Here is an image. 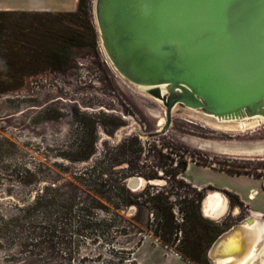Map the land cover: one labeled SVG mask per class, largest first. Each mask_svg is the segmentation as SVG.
<instances>
[{
  "label": "rangeland",
  "instance_id": "rangeland-1",
  "mask_svg": "<svg viewBox=\"0 0 264 264\" xmlns=\"http://www.w3.org/2000/svg\"><path fill=\"white\" fill-rule=\"evenodd\" d=\"M78 2L55 0L50 9L33 11H74ZM83 2V27L91 25L95 44L74 48L62 70L27 75L20 87L0 93V264H198L154 235L147 205L140 197L127 205L119 180L156 172V186L169 188L161 166L186 160L184 180L199 182L193 187L203 197L213 189L226 194L228 213L218 221L203 217L228 229L251 209H264V121L240 130L236 122L175 105L165 132L142 136L157 130L155 117L166 108L112 66L94 0ZM249 188L258 191L255 200L248 199ZM173 190L176 202L191 192ZM206 260L213 264L208 250Z\"/></svg>",
  "mask_w": 264,
  "mask_h": 264
},
{
  "label": "water",
  "instance_id": "water-1",
  "mask_svg": "<svg viewBox=\"0 0 264 264\" xmlns=\"http://www.w3.org/2000/svg\"><path fill=\"white\" fill-rule=\"evenodd\" d=\"M94 15L112 66L166 108L164 128L142 136L165 132L175 105L230 121L264 116V0H95ZM141 178L123 182L133 192L160 183ZM247 220L216 237L211 261L217 244V258L234 255L231 233Z\"/></svg>",
  "mask_w": 264,
  "mask_h": 264
},
{
  "label": "trees",
  "instance_id": "trees-1",
  "mask_svg": "<svg viewBox=\"0 0 264 264\" xmlns=\"http://www.w3.org/2000/svg\"><path fill=\"white\" fill-rule=\"evenodd\" d=\"M85 14L87 7L83 0H79L76 10L66 12L0 10V77L12 79L7 83L0 79V93L20 87L27 75L47 69L62 70L68 65L74 48L95 44L96 36L91 25L89 30L84 29ZM93 152L91 149L87 156ZM161 168L163 174L170 175L169 188L146 185L140 191L132 192L120 178V189L127 195L125 203L136 204L135 198L140 197L150 210L151 230L163 244L175 245L183 259L208 264L206 252L226 228L208 222L201 214L203 192L186 182L182 175L187 169L186 160H178L171 169ZM143 175L157 177L156 172ZM180 186L191 192L184 190L179 202L172 201L173 188ZM225 191L236 197V194ZM38 197L40 199L42 195Z\"/></svg>",
  "mask_w": 264,
  "mask_h": 264
},
{
  "label": "bare ground",
  "instance_id": "bare-ground-1",
  "mask_svg": "<svg viewBox=\"0 0 264 264\" xmlns=\"http://www.w3.org/2000/svg\"><path fill=\"white\" fill-rule=\"evenodd\" d=\"M95 1V0H94ZM138 90L145 92L148 87L141 86L136 87ZM160 91L162 94L166 93V87L161 86ZM189 112L193 110L192 108H187ZM199 111V110H198ZM201 112V111H200ZM202 113V112H201ZM211 119L212 117H208ZM218 122H223L224 119H216ZM230 121V120H225ZM236 122L233 127H236L240 130L246 128L247 126L253 127L256 124H259L260 121H264V116H260L254 119H244V120H232ZM166 114L164 111H161L155 117V124L157 130H162L165 126ZM224 147V146H223ZM229 147H224L222 150H238V149H228ZM263 148V147H258ZM240 177L252 178L247 175H240ZM140 183H144V179H140ZM257 194L256 190H251L248 194V199L253 200ZM204 208L203 214L205 217L218 221L221 217L225 216L229 211V200L224 192L221 190L213 189L208 190L204 195ZM248 220L242 223V228L233 230L230 236L229 248L230 253H233V256L226 258H217L219 254L218 244L214 249L210 251V256L214 264H264V216L261 213L252 211L250 215H247L243 220ZM235 224H241L237 222Z\"/></svg>",
  "mask_w": 264,
  "mask_h": 264
},
{
  "label": "crops",
  "instance_id": "crops-1",
  "mask_svg": "<svg viewBox=\"0 0 264 264\" xmlns=\"http://www.w3.org/2000/svg\"><path fill=\"white\" fill-rule=\"evenodd\" d=\"M55 0H0V10H8V9H16V10H48L50 9V7H48L50 4H54ZM45 6V7H43ZM240 177V176H238ZM241 178H247V177H241ZM209 184V182H202L201 186H205ZM193 186L199 188V182H197L196 184H193ZM219 188L223 189V190H227V191H231L233 193H236L237 195H239V191H237L236 189H232L231 187L227 186V185H222L219 186ZM251 190H256L255 188H249V191L247 192V195L249 194V192ZM257 191V190H256ZM258 191H257V195H258ZM256 195V196H257ZM240 199L244 202L246 201L244 197L245 194L243 195H239ZM256 196L254 197L253 200L256 199ZM252 211H256L258 213L263 214L264 213V209H259V208H253L250 210V212L252 213Z\"/></svg>",
  "mask_w": 264,
  "mask_h": 264
},
{
  "label": "flooded vegetation",
  "instance_id": "flooded-vegetation-1",
  "mask_svg": "<svg viewBox=\"0 0 264 264\" xmlns=\"http://www.w3.org/2000/svg\"><path fill=\"white\" fill-rule=\"evenodd\" d=\"M143 179H144V178H143ZM140 189H142V188H140ZM140 189H139V190H140ZM236 211H237V209H234V211H233V212H236Z\"/></svg>",
  "mask_w": 264,
  "mask_h": 264
}]
</instances>
